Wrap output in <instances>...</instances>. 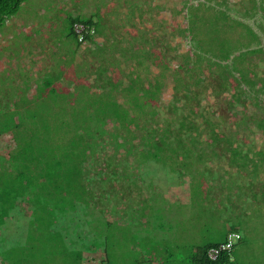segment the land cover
<instances>
[{"label": "rangeland", "instance_id": "1", "mask_svg": "<svg viewBox=\"0 0 264 264\" xmlns=\"http://www.w3.org/2000/svg\"><path fill=\"white\" fill-rule=\"evenodd\" d=\"M255 2L264 5V0ZM185 3L194 7L180 9ZM251 4L252 0H25L21 4L0 26V131L17 123L13 130L21 135L30 129L39 134L44 127L53 133L56 117L70 120L76 114L88 136L104 125L109 133L101 139L106 142V136L124 133L109 121L108 102L111 97L123 101L120 89L130 75H138L144 84L156 76L161 81L156 116L149 120L161 124L164 117H175L173 113L176 118L189 114L199 132H193L191 139L192 131L181 130L185 144L174 146L176 129L166 137L172 146L163 144L157 156L144 157L142 153L156 151L145 149L147 139L139 136L147 132L142 127L147 116H143L136 130L142 149L137 142L116 147V138L99 142L96 159L85 166L91 171L90 164L103 160L105 171L110 168L114 173L103 182L99 177V190L89 192L90 199L84 194L86 205L58 208L57 214L48 203L47 212L55 217L41 226L48 225L50 237L47 231L28 228L22 206L9 209L0 230V264H86L87 253L95 254L90 264L102 260V253L108 254L111 264H193L197 246L221 240L236 229L241 237L232 249L231 264H264V131L252 121L264 115V95L257 96L262 102H254L244 83L243 91L229 90L220 83L218 70L209 73L213 67L205 59L192 70L176 67L189 45L180 30L192 26L215 48L219 39L230 47L241 41L240 50L261 47L263 51L246 56V65L262 76L264 32L259 24L264 25V9ZM221 9L252 29L259 42L248 44L251 34L239 23L228 28ZM72 16L91 18L99 32L77 42L69 34ZM149 48L160 51L164 61L156 66L159 57L154 60ZM195 75L202 76L198 83ZM175 77L182 85L191 83L192 90L188 99L182 90L176 92L178 108L172 112L169 100ZM110 84L114 88L108 92ZM232 91L242 102L231 100ZM242 115L249 118L241 120ZM199 147L203 152L195 161L194 150ZM5 160L0 152V163ZM251 160L257 162L255 171ZM90 171L89 177H95ZM9 177L14 175L2 169L0 178ZM28 229L39 236L31 249L22 245Z\"/></svg>", "mask_w": 264, "mask_h": 264}, {"label": "trees", "instance_id": "2", "mask_svg": "<svg viewBox=\"0 0 264 264\" xmlns=\"http://www.w3.org/2000/svg\"><path fill=\"white\" fill-rule=\"evenodd\" d=\"M24 1L25 0H0V26H2L10 16L14 15L19 10ZM255 1L256 0H252L253 4H251L250 7L253 8L257 5L258 9L263 10L264 5ZM220 5L221 4H219V6ZM182 7H186L187 11H189L194 7V5L185 3L180 7V9ZM220 12L223 23H226L228 28L232 29L234 25L239 23L245 29L247 34H251V38L249 40L247 39L248 44L252 42H259L260 38L258 35L246 24L238 19L232 18L225 9H221ZM247 14L248 8L244 11V15ZM74 22H82L87 25V32L84 34V40H89L91 35H95L96 32H99L97 31L96 24L91 18L87 17L81 19L77 16H72L69 19V34L72 35L77 42H79L77 40V35L73 32L72 28ZM89 26H93V32L88 31L90 28ZM259 26L261 31L264 32V25L259 24ZM224 30L225 28L222 32ZM214 31H217V29ZM180 33L182 34L181 36L188 38L189 45L185 54L182 53L180 55L182 57V64L180 63L176 67L184 66L185 69L192 70L193 68H199L200 62L205 59L209 65H212L213 67V69L209 68V73L218 70L217 74L223 81L220 83L227 84L229 86V90L233 89L235 91L237 88L241 87V84L244 83L247 90L252 92L254 102H262L261 98L257 96L259 94L264 95V74L259 76L253 68H249L246 65V56L263 51L261 47H251L246 50H240L238 48L242 46L241 41H237L232 47H230L226 41L219 39L217 47L215 48L209 41L205 40V36H202L198 27L194 28L192 26H183ZM148 52H153L154 60L156 57H159V61L155 60L156 66L161 61H164L163 57L160 55V51L158 52L153 48H149ZM228 59L230 61L229 63L224 62ZM153 63L154 62H151L150 66H154ZM145 66L147 69L150 67L148 64H145ZM220 70L223 71L221 72ZM190 76L193 77L192 75ZM201 77L199 75H195V83H198L201 80ZM139 78L140 77H138V75L136 77H132L130 75L129 78H127L126 84L120 89L124 95L123 101L119 102L115 99V97H111L108 102L109 107H107L106 110L109 114V121H115L117 125H120L118 128L124 130V133L118 131V134L115 136V146L120 147L124 144L125 146H134V142H137V147L142 149V144L137 140L138 132H136V130L138 128L137 122L139 123L140 121L139 117L142 118L143 116H147L146 120H142L143 123L146 122L142 127L146 128L147 132L146 134H141L139 136L141 139H147V145H144L145 149L149 146V148L156 151L147 154L142 153V156L144 157L148 154L149 156H157L159 152L163 150V144L168 147L172 146L168 141H166V137H168V135L176 129V134L173 137L174 142L172 143L174 146H177L178 144L182 145V143H184V140H182V137L179 134L181 130H189V132L192 131L191 139H193L195 134L192 135V133H198L199 131L195 130L197 125L192 123V119H190L192 116L189 114H183V116L176 118V114L173 113L175 117H171V115L164 117L161 124H154L153 122H155V120H149L152 116H156V109L154 105L156 106L158 100L160 99L161 81L159 80V76H156L151 81H149L150 79L145 80L146 84H144L141 78ZM108 80H110V78H108ZM173 80V94L170 95L172 99L169 100L171 108H173L172 112L175 108H178V98H176V92L182 90L184 92V99H188L190 97L188 94L192 90L189 86L191 83H184L182 85L180 81H177L176 77ZM113 88V84H110L109 89L106 91L110 92ZM241 90L243 91L244 89L242 88ZM145 96L147 100H144ZM231 97L232 101L242 102L239 97L235 96V92L233 91L231 92ZM229 104L232 103L229 102ZM129 109L133 110L129 111ZM190 111L192 112V110ZM112 113H114V115H112ZM75 115L70 117V120L68 119L69 117H56L55 126L57 128L53 133L51 129L44 127L41 129L39 134H37L33 129H30L24 131L25 133L23 132L24 134L21 135L13 130L17 123L1 129L0 152L7 158V160H5L7 162L5 164L2 162L0 163V172L3 169L6 173L14 175V177H9L11 180L7 181L0 178V230L2 229L1 226H4L6 222L8 216L6 214L7 211L9 209L17 211V206H20V208L22 206V211H26L25 214L29 217L27 220L28 228L42 233L47 231L48 233L46 236L50 237L53 235V232H50L48 225L41 226V223L42 221L49 222L52 220V217H55V213L51 211L56 210L58 214V208L64 210L66 206L75 208L78 203L81 205L82 203L85 204L84 194L89 196V192H92L96 188L99 190L100 184L98 185L97 181L100 178L102 181L106 175L110 176V173H114V171L110 168L107 170L108 172L105 171L107 169V163L105 165L101 164L104 163L103 160L99 161L98 164L95 165L90 164L92 166L91 171L86 168L85 164L89 163V160H92V158L96 159V144L99 142L107 143L115 138L112 137L111 139H108V136H106V142L102 141L101 137L109 133L104 125L99 126L98 130L91 136L86 135L85 128L83 127L84 125L80 121L79 116L76 115V117ZM231 115L234 116L236 114L233 112ZM247 117L249 118V116L242 115L241 120H246ZM172 118L175 119V126H172ZM202 120H204L206 124H214L209 119L203 118ZM252 121L254 122L255 127H258L260 132L264 131V115L259 116V118H252ZM152 126H155L156 128H153ZM214 131L216 134L222 135V138L223 136H226L223 131H219L218 129H214ZM93 138H96V140H93ZM24 139H27L28 143L25 142L23 144L22 141ZM191 141L190 143L193 144ZM168 149L171 150L170 148ZM14 150H16V152H14ZM194 151H196L195 161H197L201 158L203 150L199 147ZM190 154L193 155V153ZM20 158L23 159L19 160ZM166 162L167 161H165V163ZM250 163L252 169L255 171L257 168V162L251 160ZM97 165H101L102 167H97ZM83 169H85V172H83ZM89 171L90 173H95V177H89ZM48 203H51L53 206V209L50 212H47ZM234 231L238 230L236 229ZM33 238H35V240ZM38 239L39 236L32 234L31 230H29L25 236V240L22 242V245L31 249L34 247V244H36ZM9 242H14V240H10ZM220 242L222 241L206 242L203 245L197 246L195 250L192 251L194 252L192 255V263L231 264L232 251L230 253L221 252V254L213 260L207 256L206 251L208 247L216 245ZM2 244L3 241L0 238V251L3 250L1 247ZM99 254H101V252H99ZM93 255L95 254L87 253L88 259L86 264H90L89 262L93 260ZM101 259L102 260L97 261L96 264H111L108 254L102 253Z\"/></svg>", "mask_w": 264, "mask_h": 264}, {"label": "built area", "instance_id": "3", "mask_svg": "<svg viewBox=\"0 0 264 264\" xmlns=\"http://www.w3.org/2000/svg\"><path fill=\"white\" fill-rule=\"evenodd\" d=\"M88 31L93 32V26H89ZM73 32L77 35V40L82 42L84 40V34L87 32V25L82 22H74L72 25ZM241 235L237 231L228 232L225 239L213 246L208 247L206 254L210 259H216L221 252L230 253L239 241Z\"/></svg>", "mask_w": 264, "mask_h": 264}, {"label": "crops", "instance_id": "4", "mask_svg": "<svg viewBox=\"0 0 264 264\" xmlns=\"http://www.w3.org/2000/svg\"><path fill=\"white\" fill-rule=\"evenodd\" d=\"M80 49V48H79ZM188 172H189V170H188ZM185 173H187V172H185ZM194 173V170L192 169V171L191 172H189L188 174L189 175H192ZM189 189L187 188V191H188ZM187 191L185 192L186 194H187ZM190 193V192H189ZM185 194V195H186ZM237 232H239V231H237ZM223 239H224V237H223ZM223 239H221V240H218V241H223ZM218 241H213V242H218Z\"/></svg>", "mask_w": 264, "mask_h": 264}]
</instances>
